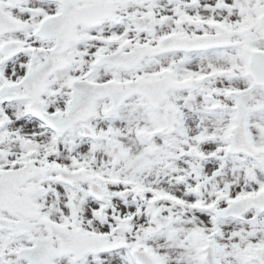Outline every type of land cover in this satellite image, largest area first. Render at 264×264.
I'll return each mask as SVG.
<instances>
[{"label": "snow or ice", "instance_id": "obj_1", "mask_svg": "<svg viewBox=\"0 0 264 264\" xmlns=\"http://www.w3.org/2000/svg\"><path fill=\"white\" fill-rule=\"evenodd\" d=\"M0 264H264V0H0Z\"/></svg>", "mask_w": 264, "mask_h": 264}]
</instances>
